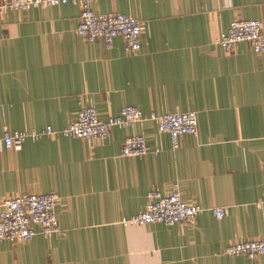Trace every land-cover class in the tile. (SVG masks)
Here are the masks:
<instances>
[{
	"label": "crops",
	"instance_id": "obj_1",
	"mask_svg": "<svg viewBox=\"0 0 264 264\" xmlns=\"http://www.w3.org/2000/svg\"><path fill=\"white\" fill-rule=\"evenodd\" d=\"M91 6L137 17L140 49L125 52L121 36L106 48L77 35V4L0 8V198L56 192L65 232L3 240L0 264H264V255L225 253L232 242L264 241V52L217 43L234 19H258L264 30V0ZM90 104L100 119L125 104L145 117L194 111L197 132L172 149L168 134L143 119L103 138L44 135L4 146V132L60 129ZM131 134L158 152L122 155ZM174 186L202 208L193 222L121 223L144 209L148 191ZM213 206L225 207L224 217Z\"/></svg>",
	"mask_w": 264,
	"mask_h": 264
},
{
	"label": "built area",
	"instance_id": "obj_2",
	"mask_svg": "<svg viewBox=\"0 0 264 264\" xmlns=\"http://www.w3.org/2000/svg\"><path fill=\"white\" fill-rule=\"evenodd\" d=\"M96 0H14L6 1L0 8H28L31 6H49L60 4H77L79 6V20L75 32L88 42L101 40L106 48L111 47L113 39L121 36L123 49L132 53L141 46V22L132 15L110 12L99 13L92 9V2ZM239 42H248L255 52H264V30L258 19H234L227 30L219 34L217 43L225 50L236 48ZM152 120L161 133L169 136L172 149H177L185 135L197 132V119L194 111L165 112L157 114L151 112L145 117L134 105L125 104L117 114L100 119L93 105L83 107L76 118L60 129L45 126L41 130H17L13 133L4 132L2 140L6 148H18L27 139H36L44 135L73 136L84 139L103 138L112 127H125L136 122ZM148 152L154 154L158 148H150L144 136L140 134L127 135L124 138L121 153L124 156H140ZM147 202L144 209L135 215L122 217L123 225L162 223L165 225L187 224L195 220L202 208L182 200L176 186L168 193L150 190L146 194ZM59 200L56 192L29 193L0 198V243L3 240L26 241L36 234L48 238L65 234L59 225L55 207ZM259 207L264 208V197L257 201ZM211 213L216 218L226 214V208L213 206ZM227 255H243L254 258L264 255V241L251 239L229 243L225 247Z\"/></svg>",
	"mask_w": 264,
	"mask_h": 264
}]
</instances>
